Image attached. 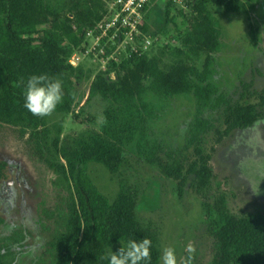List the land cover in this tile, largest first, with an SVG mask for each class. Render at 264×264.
<instances>
[{"label": "trees", "instance_id": "16d2710c", "mask_svg": "<svg viewBox=\"0 0 264 264\" xmlns=\"http://www.w3.org/2000/svg\"><path fill=\"white\" fill-rule=\"evenodd\" d=\"M157 2L161 3V27L149 33L144 21L140 29L152 37L170 34L177 45H154L148 55L108 64L105 72H98L88 61L72 66L69 59L82 49L85 32L100 21L102 0H0V125L27 136L40 161L68 193L67 217L62 233L50 245L48 264H108L102 258L110 251L115 253L129 239L142 238L152 241L151 264H159L158 234L138 220L137 190L121 181L110 202L86 172L87 165L98 164L118 174L129 149L173 181L179 196L189 189L202 199L215 247L211 264H264V216L230 213L220 192L210 199L211 154L205 151V139L217 121L222 127L214 131L219 143L264 117V85L253 93L242 85L234 99L219 94L210 78L212 55L221 48L220 24L207 0H187L186 9L170 0ZM221 3L225 14L247 15L240 0ZM257 4L264 6V0ZM250 34L254 42L253 29ZM202 54L206 56L198 70L195 63ZM33 74L63 82V101L53 112L61 117L57 123L49 124L48 117H35L23 107L24 82ZM145 81L149 82L146 87ZM84 83L85 91L80 89ZM185 95L196 102V115L181 126L187 130L192 153L177 161L150 136L151 124L158 118L153 100ZM250 98L255 102L250 103ZM92 99L106 106L100 132L62 141L63 118L77 121L74 111ZM210 110L216 119L204 115ZM8 180L7 164L0 161V183ZM3 223L0 217V226ZM20 238L24 240L23 235ZM13 242L17 244L16 239ZM9 248L0 242V264H8Z\"/></svg>", "mask_w": 264, "mask_h": 264}, {"label": "rangeland", "instance_id": "374dc122", "mask_svg": "<svg viewBox=\"0 0 264 264\" xmlns=\"http://www.w3.org/2000/svg\"><path fill=\"white\" fill-rule=\"evenodd\" d=\"M240 1L247 15L225 14L222 0H207L220 24L221 44L220 51L212 55L210 79L219 94L233 99L242 85L248 86L249 93L261 91L264 85V6L257 4V0ZM143 20L149 26V33L157 31L162 25L161 3L152 0ZM159 43L164 46L178 42L170 39V34H163ZM205 56L200 55L196 61L198 70ZM148 84L143 82L145 87ZM80 89L85 91L87 83ZM153 101L158 118L151 124L150 136L173 160H184L192 149L186 142L187 130L181 126L196 115L194 98L185 95ZM249 102L255 101L250 98ZM105 107L101 100L92 99L74 111L77 121L71 116L64 117L61 140L70 142L85 133L100 132ZM204 115L217 118L212 110ZM60 119L59 115L52 114L48 116V123H57ZM215 130H222L219 121L205 139L213 175L210 199L220 192L230 213L264 216V117L252 128L233 132L219 143L215 141ZM0 161L7 164L9 176L6 185L0 183V217L4 220L0 226V242L10 247L7 262L48 264L50 245L62 233L67 217L68 193L57 176L40 161L34 144L27 136L21 137L16 128L0 125ZM86 172L110 202L116 198L121 181L137 190L138 220L157 232L160 258L165 248L172 247L177 264H183L185 248L191 243L196 249L192 264H211L215 254L212 233L202 199L193 191L186 189L179 196L176 184L142 162L134 149L127 151L125 164L118 174L112 175L98 164L87 165Z\"/></svg>", "mask_w": 264, "mask_h": 264}, {"label": "built area", "instance_id": "2783aa9c", "mask_svg": "<svg viewBox=\"0 0 264 264\" xmlns=\"http://www.w3.org/2000/svg\"><path fill=\"white\" fill-rule=\"evenodd\" d=\"M152 0H102L104 12L100 21L85 32L82 49L74 53L69 63L77 66L90 62L98 72H105L108 64H119L131 57L148 55L159 43L158 35L143 33L144 13ZM186 9L187 0H170ZM178 41V40H177ZM110 77L113 79L114 74Z\"/></svg>", "mask_w": 264, "mask_h": 264}, {"label": "clouds", "instance_id": "9594fccd", "mask_svg": "<svg viewBox=\"0 0 264 264\" xmlns=\"http://www.w3.org/2000/svg\"><path fill=\"white\" fill-rule=\"evenodd\" d=\"M64 97L63 82L59 78L47 74L31 75L24 82L23 107L33 116L44 118L55 112ZM152 241L148 238L129 239L126 246L119 247L115 253L110 251L106 257L108 264H151ZM195 246L188 244L183 264H192ZM161 264H177L175 249L167 247L161 255Z\"/></svg>", "mask_w": 264, "mask_h": 264}, {"label": "flooded vegetation", "instance_id": "af4514ba", "mask_svg": "<svg viewBox=\"0 0 264 264\" xmlns=\"http://www.w3.org/2000/svg\"><path fill=\"white\" fill-rule=\"evenodd\" d=\"M8 182H9V180H8V181H6L4 184L6 185Z\"/></svg>", "mask_w": 264, "mask_h": 264}]
</instances>
